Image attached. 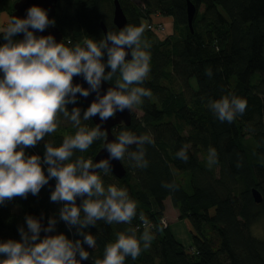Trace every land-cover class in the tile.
I'll list each match as a JSON object with an SVG mask.
<instances>
[{
    "label": "trees",
    "instance_id": "obj_1",
    "mask_svg": "<svg viewBox=\"0 0 264 264\" xmlns=\"http://www.w3.org/2000/svg\"><path fill=\"white\" fill-rule=\"evenodd\" d=\"M114 1L58 0L55 25L65 43L99 40L104 35L101 22L109 31H119L113 24ZM132 1L119 0L128 24L143 26L142 17H148L151 24L153 14L172 16L173 33L159 39V32L148 24L143 27L151 53V71L144 86L151 88L153 96L144 98L141 117L133 115L129 126L117 125L113 132H151L155 144L145 145L146 168H134L125 158L127 174L123 178L101 173L106 185L128 188L137 201V216L131 225L101 220L85 229L97 236L95 249L84 245L90 252L87 260L103 258L105 245L119 231L131 226L139 236L144 230L139 219L142 211L153 224L155 237L148 249L136 259L127 257L125 264H264V238L252 232L255 224L264 223V0H190L197 10L193 31L188 25L187 0H142L141 8ZM0 9L4 10L2 0ZM172 79L182 91L170 87ZM227 93L248 101L246 111L232 122L218 120L207 106L210 98ZM74 106L88 107L82 99L69 104V110ZM82 123L95 126L93 120ZM66 131H76L71 122L62 123L44 139L59 145ZM103 138L77 155L94 159ZM185 143L191 144L187 162L175 156ZM209 146L218 152V162L211 167L206 159ZM27 153L43 157V140L29 146ZM172 181L175 190L163 187L164 182ZM253 188L262 193V202H255ZM52 190L47 184L38 194L18 195L0 205V240L21 239L18 228L27 227V215L43 216L46 222L48 217L58 216L63 202L50 199ZM169 197L180 212L179 219L191 224L193 250L161 222ZM14 206L20 211H14ZM61 232L73 240L82 239L75 226L69 229L62 220L54 234Z\"/></svg>",
    "mask_w": 264,
    "mask_h": 264
},
{
    "label": "clouds",
    "instance_id": "obj_2",
    "mask_svg": "<svg viewBox=\"0 0 264 264\" xmlns=\"http://www.w3.org/2000/svg\"><path fill=\"white\" fill-rule=\"evenodd\" d=\"M48 11L33 5L25 17L12 15L0 21V36L6 41L0 43V205L18 195L27 198L29 193L38 194L53 178L50 199L63 204L59 215L48 217L46 225L43 216L27 215V227L18 228L21 239L0 240V264H82L89 259L90 252L84 245L95 249L97 236L85 229L101 220L131 225L137 216V201L128 188L106 185L101 173L112 174L113 159L127 158L134 168H146L149 161L145 145L155 144L151 132L138 135L123 129L115 140L108 141L101 124L89 127L82 123L96 114L103 123L117 111H132L144 103L145 97L153 96L151 88L144 86L151 71V53L149 42L142 38L143 26L127 24L119 31H108L99 40L58 42L53 34H37L56 24ZM21 33L23 38L17 39ZM129 53L131 58H126ZM206 72L213 75L211 68ZM76 75H81L88 87L74 83ZM114 77L113 86L102 94V83ZM93 92L96 99L90 106L69 110L68 105H76L80 99L77 93L87 97ZM247 104L246 98L227 93L210 98L207 106L218 120L232 122L246 111ZM64 122H71L76 131L64 135L59 145L44 139ZM102 137L106 138L103 148L109 153L107 158L97 162L77 155ZM42 140L43 157L27 153L29 146ZM190 147L185 143L175 156L187 162ZM206 159L209 167L218 162L214 146H209ZM163 187L175 190L177 185L164 182ZM77 197L83 198L79 204ZM139 219L145 225L139 236L131 226L117 232L116 238L105 245L103 258H92L93 264H125L127 257L136 259L148 249L155 233L142 211ZM61 220L69 229L75 226L82 239L73 240L62 232L41 237L42 231L54 233Z\"/></svg>",
    "mask_w": 264,
    "mask_h": 264
},
{
    "label": "water",
    "instance_id": "obj_3",
    "mask_svg": "<svg viewBox=\"0 0 264 264\" xmlns=\"http://www.w3.org/2000/svg\"><path fill=\"white\" fill-rule=\"evenodd\" d=\"M57 2L58 0H17L14 3V10L12 12V15L19 16V17H25L26 10L33 5H36V6H40L42 8L48 9L49 10L48 15H49V18L51 19V18H54L56 14ZM196 12L197 10H196L195 5L190 0H187L188 25L192 31H193V21L196 16ZM113 23L119 30L120 28H123L124 26L128 24L127 15L121 3L119 2V0L114 1ZM101 28H102L104 35H106L109 29L104 22H101ZM37 34L38 35L53 34L58 42L64 40L63 33L56 25L50 26L49 28L44 29L42 32L38 30ZM18 37L19 39H22L23 34L22 33L18 34ZM126 58H131L130 53ZM73 81L74 83H82L85 87H88L87 82L83 80V77L81 75L74 76ZM111 86H113L111 83L103 82L102 83V89H103L102 94H106L107 89ZM77 95L80 96V99H82L87 106H90L93 100L96 99L95 92L91 93L87 97L81 96L79 93H77ZM92 120L95 123V125L101 124L102 130H107V133H108L107 140L112 141V140H115L116 138L113 132L114 127H116L117 125H121V124H124L127 126L131 124L132 111L127 108L124 109L123 111H117L113 117H109L107 121H104L103 123H101V120L98 114L94 115ZM104 143H106V138L104 140ZM108 156H109L108 151L104 149L102 146V148L96 153L93 160L98 162L100 159L107 158ZM111 164H112V174L113 175H115L118 178H123L126 175L127 171H126L123 161L119 159H113L111 161ZM100 170L101 169H96L95 171H100ZM48 185L52 188L55 187V183L52 181H49ZM86 195L87 194H85V197ZM252 195H253L255 202L257 203L262 202L263 200L262 193L257 188L252 189ZM82 199H83L82 197H77L76 203L79 204ZM44 223L46 225L47 222L44 220ZM52 234L54 233H44L42 231L41 237L45 235H52ZM82 264H93V261L84 260L82 261Z\"/></svg>",
    "mask_w": 264,
    "mask_h": 264
},
{
    "label": "rangeland",
    "instance_id": "obj_4",
    "mask_svg": "<svg viewBox=\"0 0 264 264\" xmlns=\"http://www.w3.org/2000/svg\"><path fill=\"white\" fill-rule=\"evenodd\" d=\"M17 0H2V5L4 7V10L0 9V21H6V18L12 15V12L14 10V3ZM133 4L136 7H142L143 6V1L142 0H133L132 1ZM112 16H113V11H112ZM152 23H156V24H162L164 29L162 32H159L158 38L160 39V37H164L167 35H170L171 33H173V18L172 16H166V15H156L153 14L152 16ZM142 25L145 28L148 24L149 18L148 17H142ZM143 39L147 40V36L143 35L142 37ZM157 38L153 39L154 42H157ZM5 41L3 40L2 36H0V43H4ZM153 42V43H154ZM150 45V44H149ZM192 86L196 87V83L195 80L192 79ZM171 83L169 82V85ZM173 90L175 89L176 91H182V88L179 87L177 81L175 79H172V85L170 86ZM174 90V91H175ZM188 92V91H186ZM142 110H141V106H137L135 108H133L132 110V117L133 115H136L138 118L142 116ZM133 119V118H132ZM67 134V131H66ZM104 139V138H103ZM52 182L55 183V180H51ZM165 206H166V211L164 213L163 218L161 219V222H165L170 228H172V230L174 232H177V234L182 237V239L186 242V243H190V245H184L187 249H192L193 250V241H192V237H191V224L188 221V219H179L180 216V212L178 209H176L173 206L172 200L171 198H167L165 201ZM13 210L16 212H19L20 209L19 207L14 206ZM179 219V220H177ZM145 228V226H144ZM153 229V224L151 223V230ZM253 234L258 236V237H262L264 238V223L263 222H259L257 224H255L253 226V230H252ZM193 251H191L192 253Z\"/></svg>",
    "mask_w": 264,
    "mask_h": 264
},
{
    "label": "bare ground",
    "instance_id": "obj_5",
    "mask_svg": "<svg viewBox=\"0 0 264 264\" xmlns=\"http://www.w3.org/2000/svg\"><path fill=\"white\" fill-rule=\"evenodd\" d=\"M55 17V16H54ZM114 24V23H113ZM148 27L149 28H151V29H155V30H157V31H159V32H162L163 31V29H164V27H163V25L162 24H156V23H152L151 22V24H149L148 23ZM104 140H105V138H104ZM125 166V165H124ZM127 174V173H126ZM143 227H144V223H143V225H142Z\"/></svg>",
    "mask_w": 264,
    "mask_h": 264
},
{
    "label": "crops",
    "instance_id": "obj_6",
    "mask_svg": "<svg viewBox=\"0 0 264 264\" xmlns=\"http://www.w3.org/2000/svg\"><path fill=\"white\" fill-rule=\"evenodd\" d=\"M166 211V210H165ZM177 220H179V219H177ZM172 229V228H171ZM173 231V230H172ZM173 233L175 234V236H176V238L180 241V242H182L184 245H190V243H186L183 239H182V237H180L178 234H177V232H174L173 231Z\"/></svg>",
    "mask_w": 264,
    "mask_h": 264
},
{
    "label": "built area",
    "instance_id": "obj_7",
    "mask_svg": "<svg viewBox=\"0 0 264 264\" xmlns=\"http://www.w3.org/2000/svg\"><path fill=\"white\" fill-rule=\"evenodd\" d=\"M162 223H163V222H162ZM163 224H164V226H167V224H166L165 222H164ZM144 226H145V225H144Z\"/></svg>",
    "mask_w": 264,
    "mask_h": 264
}]
</instances>
